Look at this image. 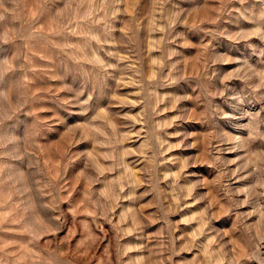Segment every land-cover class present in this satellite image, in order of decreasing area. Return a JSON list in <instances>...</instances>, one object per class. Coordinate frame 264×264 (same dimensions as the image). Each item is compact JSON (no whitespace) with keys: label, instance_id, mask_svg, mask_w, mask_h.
I'll return each mask as SVG.
<instances>
[{"label":"rangeland","instance_id":"rangeland-1","mask_svg":"<svg viewBox=\"0 0 264 264\" xmlns=\"http://www.w3.org/2000/svg\"><path fill=\"white\" fill-rule=\"evenodd\" d=\"M0 264H264V0H0Z\"/></svg>","mask_w":264,"mask_h":264}]
</instances>
